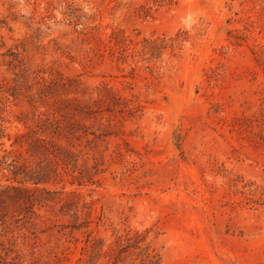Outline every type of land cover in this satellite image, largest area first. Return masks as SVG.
Here are the masks:
<instances>
[{
  "label": "rangeland",
  "instance_id": "obj_1",
  "mask_svg": "<svg viewBox=\"0 0 264 264\" xmlns=\"http://www.w3.org/2000/svg\"><path fill=\"white\" fill-rule=\"evenodd\" d=\"M59 75L110 134L90 182L48 185L89 223L59 205L36 211V237L10 220L0 264H141L135 245L162 264H264V0H0V177Z\"/></svg>",
  "mask_w": 264,
  "mask_h": 264
},
{
  "label": "trees",
  "instance_id": "obj_2",
  "mask_svg": "<svg viewBox=\"0 0 264 264\" xmlns=\"http://www.w3.org/2000/svg\"><path fill=\"white\" fill-rule=\"evenodd\" d=\"M64 80L59 75L50 82L44 81L34 96L27 101L33 108L48 106L46 102L52 98L55 103L44 113L34 114L27 131L18 134L11 144L12 149L4 151L1 156L4 175L0 179L6 177L7 182L0 185V228L4 231L7 230L5 228L9 226L10 220L21 217L22 226L36 237L37 220H41L36 211L46 207L49 213H53L54 205H59L60 213L64 209L65 214L70 213L74 221L72 230L89 223L80 220L78 200L74 201L78 199V195L69 193L68 197L70 196L72 201L68 202L62 192L64 188L61 191L50 190L48 185L57 186L67 180L77 185H82L85 180L90 182L92 175L86 172L84 165L90 159L91 166L98 167L96 157L98 152L101 155L99 146L110 134L99 127L92 131L91 126L83 123L92 119V111L86 106L82 107L74 98H63L62 94L76 92L78 89L77 85L73 86L76 84L73 80L68 79V87L72 89L66 87ZM1 92L5 93L0 87ZM76 94L79 93L73 95ZM9 96L14 98L13 94ZM64 109L69 112H64ZM0 133L3 134V131ZM2 138L3 135H0V139ZM14 147H17V150H13ZM86 217L82 220H88ZM130 247L132 246L119 250L117 261ZM133 248L139 250L141 264H162L149 247L141 249L135 245Z\"/></svg>",
  "mask_w": 264,
  "mask_h": 264
}]
</instances>
